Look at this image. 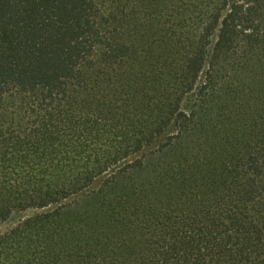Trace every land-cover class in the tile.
Listing matches in <instances>:
<instances>
[{
    "label": "trees",
    "instance_id": "obj_1",
    "mask_svg": "<svg viewBox=\"0 0 264 264\" xmlns=\"http://www.w3.org/2000/svg\"><path fill=\"white\" fill-rule=\"evenodd\" d=\"M263 48L264 0H0V139L11 143L2 151L27 158L12 142L20 126L60 139L70 119L87 130L108 122L127 132L65 179L31 165L19 184L20 165L0 169V186L18 185L16 203L0 200V223L54 207L0 235V264H46L36 247L47 252L56 225L99 215L103 175L109 184L122 177L118 186L151 184L205 151L208 134L241 101L242 72ZM141 113L146 122L137 120ZM238 170L241 201L259 209L248 218L255 231L236 244L225 223L198 212L185 225L194 234L184 232L167 263L264 264V163L247 156Z\"/></svg>",
    "mask_w": 264,
    "mask_h": 264
},
{
    "label": "rangeland",
    "instance_id": "obj_2",
    "mask_svg": "<svg viewBox=\"0 0 264 264\" xmlns=\"http://www.w3.org/2000/svg\"><path fill=\"white\" fill-rule=\"evenodd\" d=\"M253 56L260 60L242 72L241 101L233 105L232 115L219 119L221 124L217 123V128L208 134L205 151L182 159L173 165L175 169L167 170L151 184L131 182L118 186L122 177L109 184L105 183L109 175H103L97 181V189L105 192L98 204L99 215L83 225L62 219L47 235V252L36 247L41 254L37 257L45 258L46 264H174L167 263V255L179 247L185 231L194 234L185 225L198 212L212 215L220 226L225 223L233 232V242L244 245L245 233L255 231L248 218L257 217L259 209L241 201L245 180L238 167L247 156H256L264 163V48L253 52ZM137 120L146 122L143 113ZM53 126L58 128L57 123ZM65 127L66 137L60 139L45 130L33 136L27 133L28 127L20 126V130L13 131L12 142L17 151L28 156L12 158V152L2 151L11 143L0 139V169L17 170L20 165L19 184L25 181L24 170L31 165L41 169L44 164L51 179H65L90 158L110 151V143L119 137L125 140L127 135L121 126L114 132L108 122L92 130L96 127L93 123L87 130L78 119H70L62 128ZM23 129L24 134L17 137L16 133ZM65 141L67 149H52L53 144ZM136 158L130 161L133 163ZM17 188L11 180L9 185L2 184L0 200L16 203ZM53 208L15 213L9 221L0 223V235L38 212ZM188 242L191 244L192 240ZM189 249L191 246L184 248ZM27 253L29 260L34 259V247Z\"/></svg>",
    "mask_w": 264,
    "mask_h": 264
}]
</instances>
